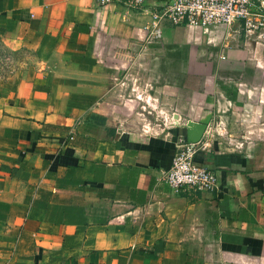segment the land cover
<instances>
[{"label": "crops", "instance_id": "1", "mask_svg": "<svg viewBox=\"0 0 264 264\" xmlns=\"http://www.w3.org/2000/svg\"><path fill=\"white\" fill-rule=\"evenodd\" d=\"M156 4L0 0V264H264V159L234 140L264 130V43L238 23L147 41ZM196 127L218 185L175 190Z\"/></svg>", "mask_w": 264, "mask_h": 264}, {"label": "built area", "instance_id": "2", "mask_svg": "<svg viewBox=\"0 0 264 264\" xmlns=\"http://www.w3.org/2000/svg\"><path fill=\"white\" fill-rule=\"evenodd\" d=\"M126 1L134 6L149 0H100ZM156 9L150 13L147 41L160 40L166 24L208 27L214 24L238 23L249 41L264 43V0H156ZM199 141L180 137L176 144L170 168L164 181L175 190L211 191L218 185L215 170L198 163Z\"/></svg>", "mask_w": 264, "mask_h": 264}, {"label": "rangeland", "instance_id": "3", "mask_svg": "<svg viewBox=\"0 0 264 264\" xmlns=\"http://www.w3.org/2000/svg\"><path fill=\"white\" fill-rule=\"evenodd\" d=\"M17 66V59L13 56L12 52L8 51L0 44V78L7 74H11ZM216 136L223 142H228L230 144L231 139L226 133H216ZM236 139L246 141L245 145L253 147L255 151H252V154H256L259 158L264 159V151H262L264 150V130L257 134L251 133L247 137H235V144L239 145Z\"/></svg>", "mask_w": 264, "mask_h": 264}, {"label": "water", "instance_id": "4", "mask_svg": "<svg viewBox=\"0 0 264 264\" xmlns=\"http://www.w3.org/2000/svg\"><path fill=\"white\" fill-rule=\"evenodd\" d=\"M190 137L193 141H199L201 137V129L200 128H193L190 133Z\"/></svg>", "mask_w": 264, "mask_h": 264}]
</instances>
